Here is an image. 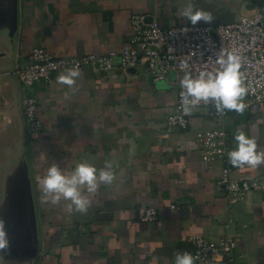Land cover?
<instances>
[{
	"label": "crops",
	"instance_id": "1",
	"mask_svg": "<svg viewBox=\"0 0 264 264\" xmlns=\"http://www.w3.org/2000/svg\"><path fill=\"white\" fill-rule=\"evenodd\" d=\"M262 2L17 0L15 35L8 40L7 29L0 34V159L27 154L41 241L35 264H175V253H191L188 239L196 233L212 239L228 233L236 239L239 264H264V190L231 204L219 183L226 167L236 180L264 178V164L235 168L228 160L239 132L255 138L257 151L264 152V101L242 98L244 112L229 110L225 117L192 109L183 130L169 126L168 119L185 74L171 72L156 81L143 65L84 70L77 71L72 86L58 83L60 75L34 86L43 130L30 134L24 92L14 74L33 48L56 57L120 53L131 43L134 14L163 27L191 24L183 17L191 3L214 17L198 24H223L255 12ZM215 129L228 132L220 141L225 158L206 155L197 141L200 133ZM83 162L97 170L111 164L114 173L111 185L101 184L89 196L86 213L69 201L44 198L39 179L49 167L71 175ZM81 192L89 195L86 188ZM141 206L157 207L159 219L141 221Z\"/></svg>",
	"mask_w": 264,
	"mask_h": 264
},
{
	"label": "built area",
	"instance_id": "2",
	"mask_svg": "<svg viewBox=\"0 0 264 264\" xmlns=\"http://www.w3.org/2000/svg\"><path fill=\"white\" fill-rule=\"evenodd\" d=\"M131 24V43L120 53L56 57L39 47L31 49L27 59L17 64L14 74L19 77L24 92L23 109L30 134L43 130V123L38 117L39 98L34 93V86L49 83L56 75H66L70 70L97 73L129 71L143 65L156 81L171 72L177 75L190 72L193 78H197L201 72L214 74L219 69L216 56L223 49L226 54L233 53L240 58L239 72L242 85L247 89L243 98L251 102L264 101V0L255 12L244 14L230 23L163 27L156 20L147 22L143 15L134 14ZM185 63L187 68L183 66ZM182 91L179 84L176 110L170 115L168 124L185 130L190 125V114L185 115L182 110ZM198 108H207L210 115L217 117H225L229 113L225 110L223 114H217L212 102L201 101L192 109ZM227 137L226 130L215 129L200 133L197 141L206 155L225 158L226 150L220 141ZM219 183L224 186L231 204L242 201L253 191L264 190V178L236 180L232 178L229 167L224 169ZM171 208L176 209L177 206L172 205ZM138 216L143 222H156L159 210L154 206H141ZM188 244L194 264H239L236 239L228 233L217 239L196 233L189 237Z\"/></svg>",
	"mask_w": 264,
	"mask_h": 264
},
{
	"label": "clouds",
	"instance_id": "3",
	"mask_svg": "<svg viewBox=\"0 0 264 264\" xmlns=\"http://www.w3.org/2000/svg\"><path fill=\"white\" fill-rule=\"evenodd\" d=\"M183 17L196 25L203 21L211 23L214 19L211 12L198 10L193 4L184 10ZM187 31V29H185ZM169 51H172L169 49ZM191 55H195L192 53ZM225 55L227 58H225ZM216 63L219 69L213 74L201 72L197 78H193L190 72L185 73L180 81L181 107L185 115L190 114L192 108L201 101L212 102L217 114H223L225 110H235L243 113L246 105L242 98L246 95L247 89L242 85L240 58L233 53H225L223 49L216 56ZM187 68V64L183 65ZM77 71H69L66 75L58 77V83L72 86L77 77ZM236 148L228 153L229 163L235 168H243L245 165L256 167L264 164V152L257 151L255 138H248L243 132L234 137ZM111 164L105 169L97 170L96 167L83 162L75 167L71 175H66L58 165H52L47 169L46 177L39 179L45 199L52 203H59L61 200L70 202V207L80 213H86L91 200L89 196L95 194L101 184L111 185L114 180V173L110 169ZM86 188L89 195L81 192ZM9 247L5 222L0 220V252ZM175 264H194L193 256L189 252L175 253Z\"/></svg>",
	"mask_w": 264,
	"mask_h": 264
},
{
	"label": "water",
	"instance_id": "4",
	"mask_svg": "<svg viewBox=\"0 0 264 264\" xmlns=\"http://www.w3.org/2000/svg\"><path fill=\"white\" fill-rule=\"evenodd\" d=\"M6 29L9 40L18 29L17 0H0V34ZM2 187H6L5 195L1 194ZM0 220L5 222L9 241V247L0 252V264H35L41 241L26 153L13 154L10 160L0 159Z\"/></svg>",
	"mask_w": 264,
	"mask_h": 264
},
{
	"label": "rangeland",
	"instance_id": "5",
	"mask_svg": "<svg viewBox=\"0 0 264 264\" xmlns=\"http://www.w3.org/2000/svg\"><path fill=\"white\" fill-rule=\"evenodd\" d=\"M5 1H10V0H5ZM6 6V5H5ZM8 7H10V6H6V7H4V8H8ZM2 11V10H1ZM200 23V22H199ZM172 23H170V25H171ZM8 189H10L9 187H7ZM6 190V187H2L1 188V194L3 193V195H5L6 193H4V191Z\"/></svg>",
	"mask_w": 264,
	"mask_h": 264
}]
</instances>
